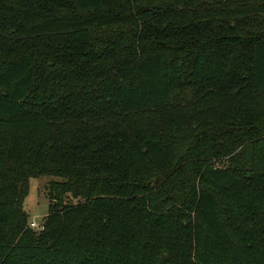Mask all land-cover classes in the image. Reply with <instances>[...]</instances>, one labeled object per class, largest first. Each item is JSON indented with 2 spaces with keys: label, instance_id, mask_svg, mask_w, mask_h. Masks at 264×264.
Returning a JSON list of instances; mask_svg holds the SVG:
<instances>
[{
  "label": "trees",
  "instance_id": "trees-1",
  "mask_svg": "<svg viewBox=\"0 0 264 264\" xmlns=\"http://www.w3.org/2000/svg\"><path fill=\"white\" fill-rule=\"evenodd\" d=\"M0 264H264V0H0Z\"/></svg>",
  "mask_w": 264,
  "mask_h": 264
},
{
  "label": "rangeland",
  "instance_id": "rangeland-1",
  "mask_svg": "<svg viewBox=\"0 0 264 264\" xmlns=\"http://www.w3.org/2000/svg\"><path fill=\"white\" fill-rule=\"evenodd\" d=\"M60 179L54 175H38L29 178V189L23 201V207L28 213V222L37 229L48 212V205L52 199L48 193L49 181ZM69 201H76L70 198Z\"/></svg>",
  "mask_w": 264,
  "mask_h": 264
}]
</instances>
